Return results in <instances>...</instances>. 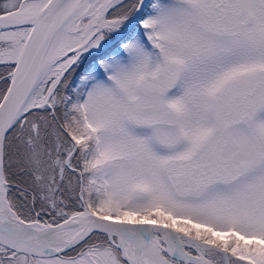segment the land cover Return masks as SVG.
Returning a JSON list of instances; mask_svg holds the SVG:
<instances>
[{
    "label": "snow or ice",
    "instance_id": "obj_1",
    "mask_svg": "<svg viewBox=\"0 0 264 264\" xmlns=\"http://www.w3.org/2000/svg\"><path fill=\"white\" fill-rule=\"evenodd\" d=\"M0 264H264V0H0Z\"/></svg>",
    "mask_w": 264,
    "mask_h": 264
}]
</instances>
